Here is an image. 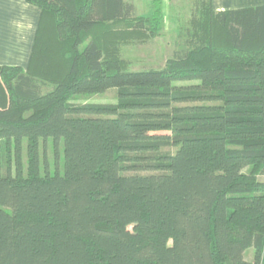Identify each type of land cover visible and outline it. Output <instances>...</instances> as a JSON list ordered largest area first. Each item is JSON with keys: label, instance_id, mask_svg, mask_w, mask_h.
<instances>
[{"label": "trees", "instance_id": "obj_1", "mask_svg": "<svg viewBox=\"0 0 264 264\" xmlns=\"http://www.w3.org/2000/svg\"><path fill=\"white\" fill-rule=\"evenodd\" d=\"M26 2L41 10L28 67H0V264H264V6L207 0L162 69L128 71L117 46L159 33L158 0L146 17ZM109 89L114 105L69 103ZM47 140L62 173L40 172Z\"/></svg>", "mask_w": 264, "mask_h": 264}, {"label": "rangeland", "instance_id": "obj_2", "mask_svg": "<svg viewBox=\"0 0 264 264\" xmlns=\"http://www.w3.org/2000/svg\"><path fill=\"white\" fill-rule=\"evenodd\" d=\"M135 7V17H146L153 9L154 0H125ZM207 0H158V5L162 11L161 25L159 33L155 37H148L145 41L138 39L120 42L117 46L118 56L121 62H124L125 69L128 71L140 70H159L165 66L168 59L173 57L174 53L183 44L181 29L186 26L194 14L202 10V4ZM188 82H178L175 86H186ZM47 90V89H45ZM117 102V92L115 89H109L98 94H79L74 95L69 103L76 105H114ZM177 106H184L178 104ZM0 152H3L2 148ZM39 157L41 174L54 172L62 173L63 171V145L62 142L58 147V154L54 153L52 141L47 140L45 143L39 141ZM5 156L0 154V171L7 169ZM21 164L26 167V154L23 150L21 155ZM14 157L10 153L11 172L14 173ZM251 172V167L243 170L247 175ZM257 180L264 182V176H257ZM254 250L248 249L244 253L246 261H253Z\"/></svg>", "mask_w": 264, "mask_h": 264}, {"label": "crops", "instance_id": "obj_3", "mask_svg": "<svg viewBox=\"0 0 264 264\" xmlns=\"http://www.w3.org/2000/svg\"><path fill=\"white\" fill-rule=\"evenodd\" d=\"M264 6V0H211L214 12ZM41 10L26 0H0V67L26 70Z\"/></svg>", "mask_w": 264, "mask_h": 264}]
</instances>
